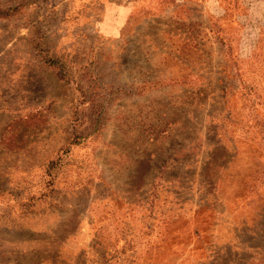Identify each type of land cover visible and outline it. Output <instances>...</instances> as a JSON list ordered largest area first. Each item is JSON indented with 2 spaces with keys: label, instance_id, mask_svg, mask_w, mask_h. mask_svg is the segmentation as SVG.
I'll use <instances>...</instances> for the list:
<instances>
[{
  "label": "rangeland",
  "instance_id": "obj_1",
  "mask_svg": "<svg viewBox=\"0 0 264 264\" xmlns=\"http://www.w3.org/2000/svg\"><path fill=\"white\" fill-rule=\"evenodd\" d=\"M0 264H264V0H0Z\"/></svg>",
  "mask_w": 264,
  "mask_h": 264
}]
</instances>
